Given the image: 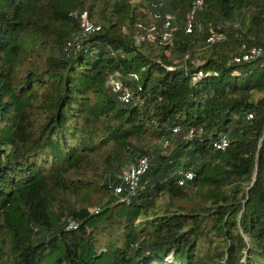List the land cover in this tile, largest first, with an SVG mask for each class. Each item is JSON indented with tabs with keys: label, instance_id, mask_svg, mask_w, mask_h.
<instances>
[{
	"label": "trees",
	"instance_id": "obj_1",
	"mask_svg": "<svg viewBox=\"0 0 264 264\" xmlns=\"http://www.w3.org/2000/svg\"><path fill=\"white\" fill-rule=\"evenodd\" d=\"M97 1L0 0V264L8 254L13 264H42L56 245L55 264H264V53L232 60L264 49V0ZM95 10L100 29L83 35L81 17ZM151 26L170 30V42L161 33L137 41ZM212 32L225 38L209 43ZM34 52L45 54L48 74L28 70L19 81ZM112 73L131 88L130 103L107 86ZM35 103L38 126L30 124ZM94 122L99 141L89 134ZM148 129L169 141L164 154L137 144ZM221 136L228 144L216 149ZM100 145L103 207L111 220L122 217L124 239L97 252L85 228L104 209L68 208L60 219L49 185ZM142 157L147 166L130 192L121 171ZM184 171L193 178L179 184ZM189 186L204 191L206 205L148 215L157 196L181 198ZM71 220L83 234L67 229Z\"/></svg>",
	"mask_w": 264,
	"mask_h": 264
},
{
	"label": "rangeland",
	"instance_id": "obj_2",
	"mask_svg": "<svg viewBox=\"0 0 264 264\" xmlns=\"http://www.w3.org/2000/svg\"><path fill=\"white\" fill-rule=\"evenodd\" d=\"M138 0H132L131 2H137ZM94 0H89L87 3H92ZM96 5H99V2L95 0ZM141 9V8H139ZM149 16L151 14L149 13ZM188 20L190 19V15L187 16ZM148 18V17H147ZM90 21L98 24V20L96 18V10L93 14L92 18H89ZM151 17L148 18L145 24L151 23ZM123 32H127L126 28H123ZM161 30L158 31H152L147 30V33H150L152 39H157L158 36H160ZM139 42H137L138 44ZM149 45V44H148ZM50 47L47 49V52H50ZM46 52V53H47ZM164 53L167 56H171L174 58V61L177 62L180 59V56H175V51H171L170 49L164 50ZM196 54L195 56H197ZM45 54L40 53H31L30 57L31 60L24 61L23 70L18 73V80L22 81L25 76V73L28 70H33L35 72L39 73V76L42 78L45 77L48 73L46 72V68L44 65L46 63V59L44 60ZM193 61H198V58L195 57ZM35 63V64H34ZM40 93V90H39ZM258 94L257 96H259ZM31 122L30 124L38 126L42 122L40 108H38V104H34V114L31 115ZM94 122L93 124V130L89 133L96 141H99L100 138H102L104 132L102 127V123ZM97 126V128H95ZM104 137V136H103ZM163 139H159V137H155L152 129H148L145 137L141 141H138L137 144H140L142 147H153L159 149L163 154L167 149L163 146ZM168 147V146H166ZM171 147H174V144L171 145ZM170 147V148H171ZM107 146L100 145L99 149H96L93 152H90L87 156H85V159L81 162L80 166L77 168H72L66 173H64L61 177V183L56 184L53 182L49 185V194L51 197L54 198L52 200L51 208L53 211L57 212V215H59V218L62 219L63 216L66 214L68 208H74V209H81L86 208L89 213H93L96 211L97 207H100L104 209L103 212H101L99 215H96L94 219L88 223V226L90 229H94L90 231L89 228H85V232L90 233V236L95 238L93 248L95 251L100 252L105 247H108L110 250H113L117 245L122 246V241L124 237L122 236V231L124 226H121V221L123 222V219L121 216L117 219L113 216V219L109 218L110 211L111 210H105V207H103L104 199L106 198V193L102 186L106 182V176L107 173L104 170V163H103V156L104 152L106 151ZM131 164L128 163L124 166V168L121 171V174L123 176L126 169ZM111 192H114V190H111ZM187 194L181 198H170L167 194L162 193L159 196H157L153 200V208L149 211H147L148 215L151 216L154 210L163 209V207L170 208V210H187V209H198V207L206 205V199L204 196V191H201L200 189H196L195 187L189 186V188L186 189ZM113 205V204H112ZM119 210H122L125 212L126 210H129V208L126 205L119 206ZM63 213V214H60ZM141 218H138L136 222H139ZM74 232L77 234H83L79 227L76 229H73ZM203 246L205 249L209 252H213V248L211 245H209L206 242H203ZM60 245H56L53 249L52 253L48 254L46 259L42 264H55V257L59 252ZM204 251H202L200 254H203ZM8 260L6 264H13L12 263V257L8 254L7 256ZM99 259H108L106 255H104L102 258ZM109 260H104V263ZM96 262H93V264Z\"/></svg>",
	"mask_w": 264,
	"mask_h": 264
},
{
	"label": "built area",
	"instance_id": "obj_3",
	"mask_svg": "<svg viewBox=\"0 0 264 264\" xmlns=\"http://www.w3.org/2000/svg\"><path fill=\"white\" fill-rule=\"evenodd\" d=\"M202 4V0H196L194 5L199 7ZM167 18H169L170 16H166ZM169 25L168 21H165L164 26L167 27ZM80 26L82 29V34L83 35H88L94 31H97L100 29V25L96 24L92 21L89 20V18L87 17V15L85 13H83L81 20H80ZM190 27V23L187 24L186 29L189 30ZM148 30H152L154 31V26H151ZM225 38L224 34L222 32H212L208 37H207V42L211 43L213 41H217V40H223ZM137 41L140 40H147L151 43H153L155 41V38L152 39L150 33H147L146 36H137L136 37ZM161 40L165 41V42H170L171 40V33L170 30L169 31H164L163 33H161ZM264 53V49L261 46H252L247 48L244 53H242L241 55L237 56L235 55L232 60L234 62H240V61H245V60H250L253 59L254 57H257L261 54ZM187 54L184 55V60L187 58ZM202 77V72L201 71H197L193 77H192V82H195L196 80L200 79ZM127 80H134L137 78V75L134 72H128L126 75ZM107 86H109V88L115 92L119 98V100L124 103H130L134 96L132 94L131 88L129 87L128 84H126L125 82H123L122 78L120 76H118L115 73H112L108 76L107 82H106ZM173 132H176L178 130V127H174ZM192 134V130L189 131V133L186 135V137H191ZM163 146L166 147L169 145V141L167 139L163 140ZM228 144V140L225 136H221L218 139L214 140L212 142V145L214 148L216 149H224ZM147 166V158L146 157H142L140 158L136 164H131L126 171L124 172L122 178L124 180V183L126 185H128V190L130 192H133L135 190V187L137 185V178L138 175L144 171V169ZM193 178V173L190 171H184L182 173V179L179 180V184H182L185 181H189ZM121 190V186L115 187L114 191L116 192H120ZM99 207H97L95 212H98ZM94 212V213H95ZM78 227V222H76L75 220H71L67 226V229H76Z\"/></svg>",
	"mask_w": 264,
	"mask_h": 264
}]
</instances>
